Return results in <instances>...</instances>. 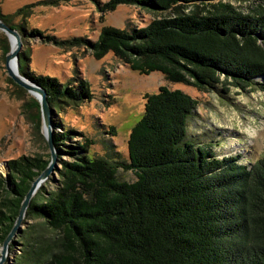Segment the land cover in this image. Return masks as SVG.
Masks as SVG:
<instances>
[{
  "label": "trees",
  "instance_id": "1",
  "mask_svg": "<svg viewBox=\"0 0 264 264\" xmlns=\"http://www.w3.org/2000/svg\"><path fill=\"white\" fill-rule=\"evenodd\" d=\"M119 4L154 17L144 26H104L96 40L55 43L87 48L96 59L111 52L139 74L159 71L167 81L221 98L232 88L264 91V0L104 5L112 11ZM10 16L0 19L12 26ZM16 27L24 35L26 29ZM26 55L19 52V73L45 91L53 117L65 105L92 98L85 80L63 83L28 72ZM28 98L37 109L38 101ZM197 105L196 98L166 85L145 94L143 113L127 138V160L107 139L53 131L57 163L8 244L16 253L12 264H264V152L246 164L239 162L240 154L219 158L214 140L189 135ZM95 144L101 154L91 153ZM49 160L45 152L6 162L0 175V247ZM120 169L132 171L135 179L120 180Z\"/></svg>",
  "mask_w": 264,
  "mask_h": 264
},
{
  "label": "rangeland",
  "instance_id": "2",
  "mask_svg": "<svg viewBox=\"0 0 264 264\" xmlns=\"http://www.w3.org/2000/svg\"><path fill=\"white\" fill-rule=\"evenodd\" d=\"M109 1L57 0L58 4L53 5L51 0H0V14L11 15L8 19L12 26H8L21 36L20 51L27 54L28 72L55 77L63 83L78 78L89 84L90 100L77 107L65 105L58 117H53L50 109L51 131L73 129L97 142L107 139L122 159L127 160V138L143 113L145 94L155 93L166 85L197 99L198 105L188 121L189 135L199 136L205 142L214 140L219 158L240 154L239 162L246 164L261 156L264 152L263 90L232 88L221 98L215 92H201L183 83L167 81L159 71L139 74L111 52L96 59L87 48L55 43L73 37L96 40L104 26H144L154 17L127 4L106 10L104 4ZM24 6L27 8L17 14ZM15 25L26 29L24 35ZM32 30L38 33L31 34ZM5 46L10 50V40L0 29V175L3 176L8 160L49 152L40 106L35 109L28 105V97L32 95L26 90L22 95L8 80L5 56L9 51L5 53ZM90 149L91 153L103 152L99 144ZM118 175L120 180L135 179L130 170L120 169ZM15 254L8 248L1 264L14 263Z\"/></svg>",
  "mask_w": 264,
  "mask_h": 264
},
{
  "label": "water",
  "instance_id": "3",
  "mask_svg": "<svg viewBox=\"0 0 264 264\" xmlns=\"http://www.w3.org/2000/svg\"><path fill=\"white\" fill-rule=\"evenodd\" d=\"M0 29L8 36L11 45L9 52L5 56V68L7 74L13 80L14 83L22 87L38 101L42 115V122L44 123V137L50 154V160L47 167L41 173H39L36 176V178L32 181L31 186L29 187L28 191L26 192L20 204L19 212L15 219V222L9 234L6 236V238L3 241L1 248V256H0V264H1L5 259V255L10 240L13 238V236L17 234V232L21 228L22 221L24 219L25 212L31 198L36 193L38 188L53 172V168L57 163V155L52 139L53 134L50 129V117H49L50 107L47 101L46 93L38 84L32 82L30 79L21 75L18 70L19 51L22 45L21 36L16 30L12 29L2 20H0Z\"/></svg>",
  "mask_w": 264,
  "mask_h": 264
},
{
  "label": "bare ground",
  "instance_id": "4",
  "mask_svg": "<svg viewBox=\"0 0 264 264\" xmlns=\"http://www.w3.org/2000/svg\"><path fill=\"white\" fill-rule=\"evenodd\" d=\"M252 131V130H251ZM255 131V130H254Z\"/></svg>",
  "mask_w": 264,
  "mask_h": 264
}]
</instances>
